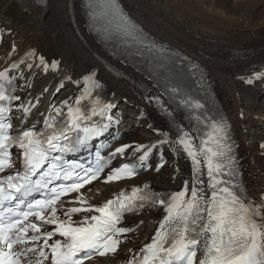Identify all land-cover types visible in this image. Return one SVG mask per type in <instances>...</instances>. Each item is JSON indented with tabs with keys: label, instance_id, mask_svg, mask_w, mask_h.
Masks as SVG:
<instances>
[{
	"label": "snow or ice",
	"instance_id": "6c2138e0",
	"mask_svg": "<svg viewBox=\"0 0 264 264\" xmlns=\"http://www.w3.org/2000/svg\"><path fill=\"white\" fill-rule=\"evenodd\" d=\"M84 10L98 43L151 82L141 93L145 108L153 106L168 129L147 123L153 140L121 143L103 155L111 145L99 141L113 127L112 140H121L122 117L116 101L104 97L97 71L73 80L59 59L34 48L19 54L13 42L8 56L19 58L0 70V264H92L134 243L148 221L133 218L151 212L162 213L153 233L137 249L128 248L121 264H264V190L255 194L245 184L229 120L179 78L175 69L187 57L155 39L120 0H84ZM6 35L11 29L0 32V41ZM49 72L61 79L35 94L36 74ZM240 79L251 85L264 79V71L253 69ZM65 81L79 94L55 103ZM198 84L204 91L202 78ZM138 119L147 122L148 113L141 110ZM165 150L191 161L179 191L143 183L99 204L82 192L97 181L108 185L159 173ZM258 150L264 156V142ZM118 158L123 162L113 166Z\"/></svg>",
	"mask_w": 264,
	"mask_h": 264
},
{
	"label": "bare ground",
	"instance_id": "6f19581e",
	"mask_svg": "<svg viewBox=\"0 0 264 264\" xmlns=\"http://www.w3.org/2000/svg\"><path fill=\"white\" fill-rule=\"evenodd\" d=\"M122 1L131 16L148 33L169 44L182 57H187L175 71L189 89V80L195 81L197 76L206 77L230 117L247 187L255 194L264 190V156L258 150L259 143L264 142V79L251 85L240 79L251 75L253 69L264 71V0ZM45 3L47 5L41 4L34 10L35 21L32 24L19 26L11 20L0 23V32L11 29V35L4 36L0 41V70L19 58L18 54L11 58L8 56L13 42L19 54L34 48L49 60L59 59L62 70L73 80L81 79L90 71H97L98 78L104 84L106 99L115 100L122 107L121 112H126V118L130 117L128 123L120 127L124 137L118 146L121 143H148L153 140L154 133L148 129L147 123L167 130L168 124L163 116L153 106L145 108L141 93L145 84L151 82L134 69L121 64L90 34L84 0H45ZM191 64L197 65L199 70L192 71V76L188 77L184 71H191ZM115 70L128 77L119 75ZM60 79L51 72L47 76L37 73L33 80V91L38 94L45 86L51 89ZM78 93L79 89L74 83L65 81V87L56 95L54 102L59 103ZM48 99L45 96L40 111L44 110ZM141 110L148 113L147 122L138 119ZM183 122L188 124L187 119ZM137 125L144 130L136 128ZM165 153L168 160L159 173L142 172L135 181L108 185L98 182L88 187L90 191L87 188L82 192L92 203L99 204L114 192L126 189L127 185L150 183L156 190L180 189L183 180L191 175V161L183 154L176 157L167 150ZM152 162L154 168L156 156L152 157ZM177 166L179 173H176ZM174 175L176 179L173 181ZM160 216L161 213L151 212L133 218L148 221L139 238L134 243L123 245L117 254L97 264H115L128 254V248L137 249L140 241L153 233L154 222Z\"/></svg>",
	"mask_w": 264,
	"mask_h": 264
},
{
	"label": "rangeland",
	"instance_id": "374dc122",
	"mask_svg": "<svg viewBox=\"0 0 264 264\" xmlns=\"http://www.w3.org/2000/svg\"><path fill=\"white\" fill-rule=\"evenodd\" d=\"M41 4L47 5L45 0H0V23L11 20L19 26H23L26 23L32 24L35 21V11ZM0 54H2V51H0ZM136 128L144 130L139 125Z\"/></svg>",
	"mask_w": 264,
	"mask_h": 264
}]
</instances>
